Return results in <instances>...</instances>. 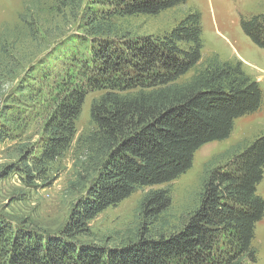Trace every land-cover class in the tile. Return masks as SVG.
Here are the masks:
<instances>
[{"label":"trees","instance_id":"16d2710c","mask_svg":"<svg viewBox=\"0 0 264 264\" xmlns=\"http://www.w3.org/2000/svg\"><path fill=\"white\" fill-rule=\"evenodd\" d=\"M83 1L57 0L54 7L80 11ZM185 1L96 0L102 7L89 10L79 26L81 52L76 50L56 69L41 67L50 56L36 59V78L28 77V83L33 81L27 85L33 94L28 101L38 108L35 116L44 119L38 149L30 158L27 153L17 170L24 183L45 177L50 165L71 147L86 94L103 93L91 105L95 129L76 142V183L83 193L68 220L59 231L50 232L24 222L13 226L0 215V264H246L255 260L251 243L255 224L264 213V200L256 193L264 171V135L223 165L208 163L198 204L179 229L143 234L119 247L80 239L90 234L89 223L99 213L137 188L174 180L191 166L196 150L226 139L236 118L262 105L259 84L240 61H223L214 54L198 65L203 41L197 11L185 14L162 36L112 35L114 16L155 15ZM260 21L253 17L241 25L264 48ZM31 26V41L41 43L38 30ZM1 54L9 59L4 71L11 73L17 54L6 47ZM197 66L189 79L180 81ZM15 104L21 105L22 100L16 99ZM0 134L6 139L12 132L0 124ZM170 203L166 189L150 190L142 199L157 219Z\"/></svg>","mask_w":264,"mask_h":264},{"label":"rangeland","instance_id":"374dc122","mask_svg":"<svg viewBox=\"0 0 264 264\" xmlns=\"http://www.w3.org/2000/svg\"><path fill=\"white\" fill-rule=\"evenodd\" d=\"M95 1L84 0L80 11L70 12L64 8L56 10L57 0H0V124L12 132L6 139L0 134V215L13 226L16 222H24L33 229L57 232L68 220L75 200L83 193L76 183L79 170L76 142L95 129L91 105L102 91L86 94L75 121L76 134L71 147L50 165L45 177L24 183L17 170L25 162L27 153L30 158L36 152L42 135L44 118L35 116L34 110L38 108L35 102L28 101L33 95L28 87L33 81L28 83V77L36 78V59L40 56L47 60L50 56V65L45 62L41 67L60 68L79 49L82 16L102 7ZM190 11L201 15L203 48L198 65L214 54L223 61H240L244 71L259 84L262 105L257 111L236 118L226 139L206 143L196 150L191 166L174 180L137 188L99 213L89 223L90 234L80 237L83 242L119 247L143 234L155 236L179 229L198 204L208 163L223 165L234 153L264 135V48L258 46L241 25L242 21L248 22L253 17L264 23V0H186L155 15L114 16L112 35L162 36ZM31 24L38 30L39 44L31 41ZM5 47L17 54L16 65L11 64L14 67L11 73L5 72V64L9 62L7 56L1 54ZM51 48L53 52H49ZM48 52L51 54L46 57ZM197 69L199 66L180 81L189 79ZM16 99L22 100V106L16 107ZM156 189L168 190L171 197L170 206L158 219L142 204L143 197ZM256 193L264 200V171ZM251 245L255 260L246 264H264V213L255 224Z\"/></svg>","mask_w":264,"mask_h":264}]
</instances>
